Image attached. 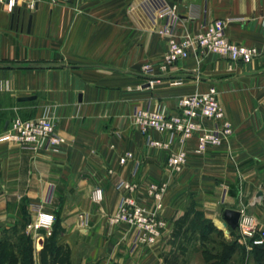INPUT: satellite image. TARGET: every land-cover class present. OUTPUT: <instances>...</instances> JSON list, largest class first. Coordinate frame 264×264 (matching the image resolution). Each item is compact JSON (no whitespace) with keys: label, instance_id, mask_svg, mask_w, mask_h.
Wrapping results in <instances>:
<instances>
[{"label":"crops","instance_id":"obj_1","mask_svg":"<svg viewBox=\"0 0 264 264\" xmlns=\"http://www.w3.org/2000/svg\"><path fill=\"white\" fill-rule=\"evenodd\" d=\"M165 1L177 5L178 37L230 19L227 38L259 54L243 63L195 51L162 72L167 37L157 32L164 21L149 0H39L32 10L17 5L12 12L0 5V134L13 116L49 113L62 139L52 151L0 140V264H22L21 235L30 237L32 264L63 248V264H219L194 255L202 239L197 213L230 242L238 232L225 233V208L264 225V0ZM211 86L232 133L202 154L193 151L192 137L186 164L172 173L170 150L150 146L131 116L139 108L173 114L181 95ZM148 136L167 138L155 130ZM126 151L132 156L122 163ZM120 180L137 183L135 195L147 207L153 205L147 185L168 182L161 236L132 252L128 228L108 219L125 193L116 188ZM96 187L100 203L91 200ZM40 203L55 215L50 252L42 230L25 228ZM236 243L222 264H264Z\"/></svg>","mask_w":264,"mask_h":264},{"label":"built area","instance_id":"obj_2","mask_svg":"<svg viewBox=\"0 0 264 264\" xmlns=\"http://www.w3.org/2000/svg\"><path fill=\"white\" fill-rule=\"evenodd\" d=\"M39 0H0V5L8 12H12L17 5H23L32 10ZM66 1V0H53ZM154 7L157 16L164 23L157 32L167 37V48L162 55L159 70L164 72L179 59L187 58L191 53H213L232 62L239 61L250 63L259 54L255 46L231 41L227 38L225 28L230 19L215 18L201 25L193 34L177 36L176 27L178 20L177 5L169 4L165 0H149ZM145 69L149 65L144 66ZM154 80H149L151 86ZM179 83V82H175ZM133 125L144 135H147V143L158 149H168L169 156L167 166L172 173L182 170L187 161L185 145L189 139L195 137L194 152L202 154L211 146L223 144L232 133V126L225 115V111L219 101L217 88L209 87L204 92H193L181 95L177 101V110L168 114L165 108L161 109H136L132 116ZM150 130L167 135L164 141L148 136ZM0 140H6L18 144L31 151H52L61 144V137L56 129L55 117L46 113L33 118H21L13 116L6 128L0 134ZM179 147L171 150L172 145ZM132 153L126 151L120 162L131 158ZM117 189H123L116 210L109 215L112 224H123L131 233L129 251L132 252L138 246H149L156 243L161 236L166 222L161 216L164 208L163 198L168 188L167 181L150 183L146 191L152 198V207H147L138 200L136 192L138 184L120 180ZM103 199L101 188H94L91 192V200L100 203ZM82 218V215H80ZM55 215L44 208L43 204L34 207V216L26 223V232L42 230L48 237L52 234ZM82 220L81 224L84 225ZM238 242L247 248L253 245H264V225L251 215L240 211L238 220Z\"/></svg>","mask_w":264,"mask_h":264},{"label":"trees","instance_id":"obj_3","mask_svg":"<svg viewBox=\"0 0 264 264\" xmlns=\"http://www.w3.org/2000/svg\"><path fill=\"white\" fill-rule=\"evenodd\" d=\"M197 218H198V221H199V231H200V236L201 238H206L207 237V234L211 231H216L218 234H221L222 235V231L219 230V229H216L210 221L208 220H203L201 218V216L199 215V213H197ZM201 220V221H200ZM193 228L195 227L194 225H192ZM236 231L233 230V229H229V232H230V235L232 236L233 233ZM54 230H52V234L50 236L47 237V239L45 240V243H44V249L48 250L49 252L54 248ZM220 245H224L223 246V249L222 251L224 252L223 255H222V258L219 262H215V263H219V264H222L225 260H227L229 258V256L232 254V252L234 250H236L237 248V243L236 241H232L230 242L229 240H226V239H222L220 242ZM19 244L21 246V256H22V264H32V261H31V240H30V237L29 236H26V235H21L19 237ZM225 247V248H224ZM252 254L255 258V260L257 261V263H260V262H263L264 261V245H253L252 246ZM52 253V252H51ZM58 252L56 251L55 253H52L51 255L52 256V259L53 260H57V257H58ZM216 255L218 253H215ZM219 256V255H217ZM208 258H214L213 256H211L209 254V256H207ZM60 259V258H59ZM13 263L12 264H16L17 262V259H14L12 260ZM58 262H60L58 260ZM59 264H63V263H59Z\"/></svg>","mask_w":264,"mask_h":264},{"label":"rangeland","instance_id":"obj_4","mask_svg":"<svg viewBox=\"0 0 264 264\" xmlns=\"http://www.w3.org/2000/svg\"><path fill=\"white\" fill-rule=\"evenodd\" d=\"M227 235H230V232ZM222 239H225V236L223 235V233L221 235V234H218L214 230L209 232L207 234L206 238L201 239V245L198 249V253L194 254V255H196V257L199 260H203L205 263L219 262L222 258L223 253H224L222 251L224 245H220V243H219ZM235 241L238 242L237 239ZM239 245H242V244L239 243ZM251 249H252V247H251ZM215 253H218L217 255H219V256H217ZM209 254L211 256H213L214 258H211V259L208 258L207 256H209ZM58 255L60 258L59 263H64L68 259V251L64 248L60 249ZM49 257L47 254L44 253L41 257L42 264H49L51 259H52L51 257L50 258Z\"/></svg>","mask_w":264,"mask_h":264},{"label":"water","instance_id":"obj_5","mask_svg":"<svg viewBox=\"0 0 264 264\" xmlns=\"http://www.w3.org/2000/svg\"><path fill=\"white\" fill-rule=\"evenodd\" d=\"M261 195V191L257 194V196ZM240 217V211L231 208H225L222 213V227L225 229V233L228 234L229 229H237L238 220Z\"/></svg>","mask_w":264,"mask_h":264}]
</instances>
